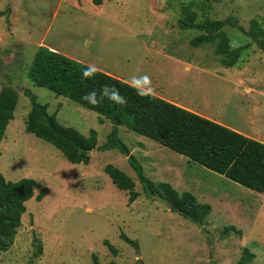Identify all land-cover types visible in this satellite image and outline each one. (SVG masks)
I'll return each mask as SVG.
<instances>
[{
    "label": "rangeland",
    "instance_id": "obj_1",
    "mask_svg": "<svg viewBox=\"0 0 264 264\" xmlns=\"http://www.w3.org/2000/svg\"><path fill=\"white\" fill-rule=\"evenodd\" d=\"M188 4L199 22L232 17L249 30L256 18L264 30V0H0V90L11 85L18 93L15 117L0 144V170L8 180L30 177L50 188L42 201L26 203L15 242L0 255V264H237L244 248L255 254L249 264H264L263 193L119 125V136L148 177L171 180L167 169L174 168L176 189L211 204L200 226L145 193L118 149L93 150L89 164L72 163L26 131L31 100L25 89L48 104L62 124L86 135L97 130L98 145L115 126L32 81L30 65L46 45L127 82L147 74L155 94L264 142V51L230 25L224 30L232 47L251 44L235 65L221 63L215 42L192 46L202 31L178 25ZM108 163L135 180L140 193L135 202L128 203V191L105 172ZM230 225L240 231L225 233Z\"/></svg>",
    "mask_w": 264,
    "mask_h": 264
},
{
    "label": "trees",
    "instance_id": "obj_2",
    "mask_svg": "<svg viewBox=\"0 0 264 264\" xmlns=\"http://www.w3.org/2000/svg\"><path fill=\"white\" fill-rule=\"evenodd\" d=\"M185 16L179 18L178 25L182 29H198L202 33L194 37L192 46L198 47L206 42L216 43V53L225 66L235 65L242 51L250 48L247 43L232 47L230 38L224 30L226 25L241 29L257 41L264 51V39L259 40L264 30L256 18L251 19L249 30L245 29L232 17L223 20L206 18L197 21L198 13L188 4L183 7ZM88 64L73 59L46 45L37 49L29 68V77L38 85L48 88L57 95L68 97L77 103L97 112L100 122L110 119L115 125L107 140L98 145V132L91 129L83 134L78 129L59 122L55 113H49L48 104L38 101L36 94L25 89L31 100V108L26 119V131L53 144L60 149L72 163L89 164L91 150L106 151L118 149L136 171L145 193L158 192L173 204L172 210L179 212L186 219L203 226L212 212L209 203L200 202L192 192H180L170 182H155L148 177L142 164L131 153L129 146L121 139L118 126L125 125L129 129L149 137L165 147L180 153L215 172L225 175L248 188L264 194V142L248 137L226 125L209 119L190 109L170 102L154 93L153 96L140 97L129 82L100 70L94 78L84 79L82 69ZM114 85L120 94L127 99V104H115L107 98L99 105H91L82 97L95 90L98 94L103 85ZM18 104V93L15 87L5 85L0 90V144L10 122L15 117ZM0 149V155H1ZM105 172L113 183L121 190L128 191V203L137 200L140 193L135 189V180L118 166L108 163ZM50 193L48 186L30 177L8 180L0 170V255L7 252L15 242L18 229L27 212L30 199L42 201ZM240 230L235 225L225 228ZM122 238L139 249V243L127 234ZM104 243L113 251L117 248L108 240ZM42 252V246L39 244ZM255 254L249 248L237 264H249Z\"/></svg>",
    "mask_w": 264,
    "mask_h": 264
},
{
    "label": "clouds",
    "instance_id": "obj_3",
    "mask_svg": "<svg viewBox=\"0 0 264 264\" xmlns=\"http://www.w3.org/2000/svg\"><path fill=\"white\" fill-rule=\"evenodd\" d=\"M98 72H100V69L96 65L90 64L82 69V77L84 79H92ZM151 85V78L147 74L139 76L134 74L129 80V87L135 89L136 94L140 97L154 95V89ZM105 98L118 105L127 104L126 97L122 96L119 89L115 88L114 85L105 84L100 88L99 94L95 90H92L85 93L82 97L83 100L94 106L101 104Z\"/></svg>",
    "mask_w": 264,
    "mask_h": 264
},
{
    "label": "crops",
    "instance_id": "obj_4",
    "mask_svg": "<svg viewBox=\"0 0 264 264\" xmlns=\"http://www.w3.org/2000/svg\"><path fill=\"white\" fill-rule=\"evenodd\" d=\"M50 48H52V47H50ZM167 174H168V178H170L171 180L167 179L164 181L170 182L175 187L176 176H178L177 171L174 168L169 167V169H167Z\"/></svg>",
    "mask_w": 264,
    "mask_h": 264
},
{
    "label": "water",
    "instance_id": "obj_5",
    "mask_svg": "<svg viewBox=\"0 0 264 264\" xmlns=\"http://www.w3.org/2000/svg\"><path fill=\"white\" fill-rule=\"evenodd\" d=\"M91 152H92V150H91ZM151 195L154 196V197H156V198H158L159 200L163 201V202L167 205L168 208L172 209L173 204L170 203V202L168 201V199L165 198L163 195H161V194L158 193V192L151 193ZM137 256L140 257V254H138ZM138 259H140V258H138Z\"/></svg>",
    "mask_w": 264,
    "mask_h": 264
}]
</instances>
